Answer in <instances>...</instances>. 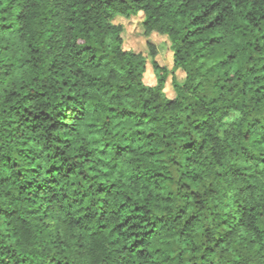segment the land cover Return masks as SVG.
<instances>
[{
	"label": "trees",
	"instance_id": "1",
	"mask_svg": "<svg viewBox=\"0 0 264 264\" xmlns=\"http://www.w3.org/2000/svg\"><path fill=\"white\" fill-rule=\"evenodd\" d=\"M0 264H264V0H0Z\"/></svg>",
	"mask_w": 264,
	"mask_h": 264
},
{
	"label": "rangeland",
	"instance_id": "2",
	"mask_svg": "<svg viewBox=\"0 0 264 264\" xmlns=\"http://www.w3.org/2000/svg\"><path fill=\"white\" fill-rule=\"evenodd\" d=\"M119 19L115 20V23L122 24L124 26V48L126 50H132L136 53H142L148 56L149 49L148 43L154 45L157 56L156 60L161 66H165L169 70L173 68V60H172V52L170 50V42L166 36H162L159 34H152L150 37H145L143 34L142 21L143 15L139 14L138 16H132L130 18L118 17ZM150 58H148V68L147 73L145 75V82L148 85L155 84V75L152 70V66L150 63ZM174 76L177 77L179 81L184 79V74L181 71H176ZM172 76L169 77L165 92L169 98L174 97V91L172 88Z\"/></svg>",
	"mask_w": 264,
	"mask_h": 264
}]
</instances>
